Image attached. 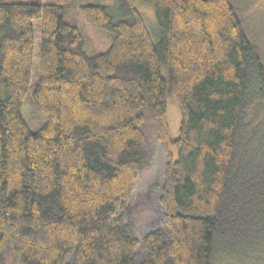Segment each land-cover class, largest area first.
Listing matches in <instances>:
<instances>
[{
  "label": "trees",
  "instance_id": "trees-1",
  "mask_svg": "<svg viewBox=\"0 0 264 264\" xmlns=\"http://www.w3.org/2000/svg\"><path fill=\"white\" fill-rule=\"evenodd\" d=\"M143 1L159 41L136 0H117V15L86 5V21L112 34L89 55L63 6L0 0V264H264L261 38L236 0ZM37 20L32 97L47 121L34 132L23 106ZM148 131L168 159L165 229L140 242L129 201L151 158Z\"/></svg>",
  "mask_w": 264,
  "mask_h": 264
},
{
  "label": "rangeland",
  "instance_id": "rangeland-1",
  "mask_svg": "<svg viewBox=\"0 0 264 264\" xmlns=\"http://www.w3.org/2000/svg\"><path fill=\"white\" fill-rule=\"evenodd\" d=\"M15 3L57 4L65 8V19L75 24L81 30L84 38V50L89 55L107 52L112 45V34L109 30L89 24L83 16L82 7L86 5L101 4L110 8L115 14H119L117 0H5ZM240 13L245 20V25L251 36L261 38L260 42L264 51V0H236ZM137 9L142 14L146 25L155 42L161 37V27L158 23L155 8L144 2L136 0ZM40 20L34 22L35 49L32 81L26 95L23 114L31 126V130L37 132L43 126L47 118L34 105L33 91L40 76ZM6 96V90L0 84V99ZM168 122L174 138H178L181 128V111L179 106L170 100L167 109ZM148 147L151 158L147 167L139 174L135 191L129 201L130 221L134 226L135 237L141 242L144 236L155 230L165 229V210L161 202L162 189L165 181V172L168 159L163 153L161 145L153 131H148ZM177 158V149H174ZM218 264H236L230 260L220 258Z\"/></svg>",
  "mask_w": 264,
  "mask_h": 264
}]
</instances>
